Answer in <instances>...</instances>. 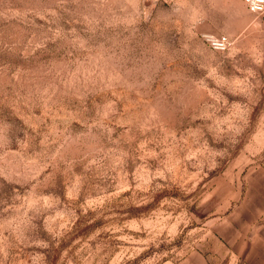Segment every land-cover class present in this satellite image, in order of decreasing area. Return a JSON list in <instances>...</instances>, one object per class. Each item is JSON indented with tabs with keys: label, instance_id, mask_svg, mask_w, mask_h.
I'll return each instance as SVG.
<instances>
[{
	"label": "rangeland",
	"instance_id": "374dc122",
	"mask_svg": "<svg viewBox=\"0 0 264 264\" xmlns=\"http://www.w3.org/2000/svg\"><path fill=\"white\" fill-rule=\"evenodd\" d=\"M263 239L264 15L0 0V264H264Z\"/></svg>",
	"mask_w": 264,
	"mask_h": 264
},
{
	"label": "built area",
	"instance_id": "2783aa9c",
	"mask_svg": "<svg viewBox=\"0 0 264 264\" xmlns=\"http://www.w3.org/2000/svg\"><path fill=\"white\" fill-rule=\"evenodd\" d=\"M247 9L255 15H264V0H243ZM213 49L220 52H227L232 47V41L229 37L220 35H208L205 37Z\"/></svg>",
	"mask_w": 264,
	"mask_h": 264
},
{
	"label": "crops",
	"instance_id": "0c3cea01",
	"mask_svg": "<svg viewBox=\"0 0 264 264\" xmlns=\"http://www.w3.org/2000/svg\"><path fill=\"white\" fill-rule=\"evenodd\" d=\"M166 264H175V263L167 262ZM179 264H208V260L201 252L194 251L190 253L186 258H184V260L181 261Z\"/></svg>",
	"mask_w": 264,
	"mask_h": 264
}]
</instances>
